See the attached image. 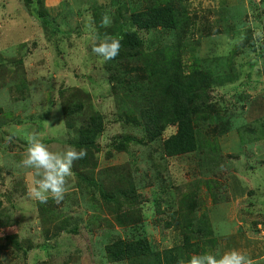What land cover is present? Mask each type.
Returning a JSON list of instances; mask_svg holds the SVG:
<instances>
[{
	"label": "rangeland",
	"instance_id": "obj_1",
	"mask_svg": "<svg viewBox=\"0 0 264 264\" xmlns=\"http://www.w3.org/2000/svg\"><path fill=\"white\" fill-rule=\"evenodd\" d=\"M25 1L0 0V264H127L107 256L106 246L118 237L145 236L156 250L181 246L185 232L171 215L185 196L197 201L189 231L197 247L187 251L188 258L239 249L253 264H264V39H254V33L264 32V0L179 3L185 21L177 36L185 40L183 69L192 72L196 65L213 80L194 102L199 147L178 155H169L163 145L177 125L150 142L140 128L119 122L118 104L132 99L116 101L122 96L112 92L107 61L92 52L105 38L102 16L110 17L117 6L111 0H45L51 14L45 27L37 0L23 8ZM126 1L135 6L138 0ZM141 32L157 39L162 30ZM77 88L85 91L76 97L85 113L106 118L96 179L110 191L135 189V221L119 219L116 207L74 171V164L69 190L56 204L58 221L43 223L39 201L28 195L31 170L21 166L26 137L39 133L54 151L72 146L74 133L63 107ZM20 96L26 99L17 100ZM126 133L142 143H131L126 151L113 148L115 137Z\"/></svg>",
	"mask_w": 264,
	"mask_h": 264
},
{
	"label": "trees",
	"instance_id": "obj_2",
	"mask_svg": "<svg viewBox=\"0 0 264 264\" xmlns=\"http://www.w3.org/2000/svg\"><path fill=\"white\" fill-rule=\"evenodd\" d=\"M25 2L22 4L23 8L26 4L31 6L27 3L28 0ZM111 2L117 8L110 10L111 23L103 27L102 33L103 37H122V48L119 55L107 61L109 81L113 84L114 95L119 93L122 96L116 97V101L125 102L126 99H132L129 103L118 104L122 113L119 122L140 128L150 142L161 138L167 126L177 125L176 132L163 142L166 153L178 155L196 151L199 147V130L194 102L204 90V85L213 80V74L210 75L205 70L200 72L196 65H193L192 72H186L183 69L185 62L182 53L185 40L177 37L180 27L185 22L179 5L182 0H143L142 7L141 0L139 5L138 0L135 6L126 0H111ZM36 11L44 21L45 27H48L51 14L45 6V0H37ZM104 13L95 11L97 15ZM96 23L98 24V21ZM161 30V35L156 36L157 39H145L141 32ZM174 36L176 41H173ZM192 43L193 41H190L186 45L192 46ZM135 62L137 65L133 66ZM139 64L141 65L139 69L142 70L140 73L137 69ZM143 80H146L147 86L142 85ZM147 87L151 92L147 90ZM142 89L145 93L141 92ZM81 94H85V91L77 88L71 96L65 97L63 107L68 131L74 133L69 143L77 150L83 148L87 151L85 158L74 162V166L77 167L74 171L88 181L89 185L100 188L102 198L108 205L116 207V213L121 214L119 219L123 218L125 222H129L132 218V221H135L133 220L134 208L139 202V195L135 189L117 187L116 190L110 191L103 186L105 181L96 179L95 168L99 164L97 153L102 150L100 138L106 129V118L104 114L97 111L87 115L85 104L77 99ZM23 99H26V96L17 98V100ZM135 99L138 100L135 101ZM142 140L126 133L116 136L111 146L116 150L126 151L131 143H142ZM86 170L90 175H87ZM180 201L181 206L178 211H172L171 220L185 232L183 245L156 250L145 236L132 240L118 237L106 246L108 258L114 262L123 261L127 264H177L178 259L188 258L187 251L197 247L190 242L189 237V231L193 230L191 216L195 212L197 201L186 196ZM157 202L156 206L160 207V201L157 200ZM56 204L51 198L46 203L39 202L38 211L43 223L58 221L56 212L59 207ZM1 216L0 210V226ZM65 223L68 225L67 221ZM60 228L68 229V226L62 225ZM68 230L77 232L78 228L72 226ZM10 239L13 246L21 248L18 240L14 237Z\"/></svg>",
	"mask_w": 264,
	"mask_h": 264
},
{
	"label": "clouds",
	"instance_id": "obj_3",
	"mask_svg": "<svg viewBox=\"0 0 264 264\" xmlns=\"http://www.w3.org/2000/svg\"><path fill=\"white\" fill-rule=\"evenodd\" d=\"M110 23L107 14L102 16V27L109 26ZM255 38L264 39V32L257 31L254 33ZM121 41L122 37L105 36L93 45L92 52L104 61L112 60L119 55ZM26 140L28 147L21 166L31 170L28 195L41 203H46L50 198L57 204L61 203L69 190L73 164L87 156L86 149L77 150L74 146H68L62 151L51 150L36 132L29 134ZM177 264H253V260L241 250L231 249L223 253L205 251L192 254L187 259H178Z\"/></svg>",
	"mask_w": 264,
	"mask_h": 264
}]
</instances>
